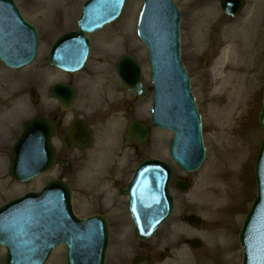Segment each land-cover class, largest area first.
Wrapping results in <instances>:
<instances>
[{
    "label": "rangeland",
    "instance_id": "374dc122",
    "mask_svg": "<svg viewBox=\"0 0 264 264\" xmlns=\"http://www.w3.org/2000/svg\"><path fill=\"white\" fill-rule=\"evenodd\" d=\"M15 1L26 20L37 26L41 38V51L36 63L28 69L11 71L0 65V206L27 192L39 191L47 181L62 174L63 179L69 180L75 185L74 208L76 214L82 218L93 215L102 207L100 204L98 209L96 208L99 198L91 199L84 197L83 194L100 192V188L96 186L100 187L99 181L104 175L103 166L114 159V155L109 149L103 147L100 141L102 133L105 134L100 125H96L99 137L94 145L89 150L76 155L73 160V170L82 171L76 178L77 182L72 179V170L60 168H56L54 172L43 175L29 184L16 183L9 176V164L14 157L12 146L20 136L24 123L40 113L36 102H32L30 99V90L39 88L45 92L56 79L63 77L48 66L47 58L55 39L66 31L76 29L82 6L86 0ZM174 1L182 12L181 58L189 75L192 93L201 115L207 156L203 167L193 174H186L175 166L176 180H187L191 183L192 188L188 194H180L172 185L176 199L175 215L158 230L156 238L148 242L149 252L155 257L152 264H169L180 254L182 249H185L184 251L187 252L193 264H242L243 254L238 242V234L257 194L255 163L262 140L259 113L262 107L264 81V0H246L243 13L235 20L225 16L218 0ZM51 2L53 5L50 4ZM142 3L143 0H128L122 17L116 23L91 36L94 45L92 56L87 68L75 77V85L83 93L80 107H84L88 112L84 115L89 120L92 116L91 111L101 108L97 100L92 97L95 94L100 96L101 90L96 91L100 84L105 85L106 96L110 97V94H115L114 97L123 96L119 93L121 91L120 81L114 70L115 63L121 56L132 54L140 61L144 70L145 84L150 86V65L147 52L136 34L137 20ZM251 4H253L255 14L251 16L250 21ZM246 24L255 26L256 32H258L255 93L245 118L239 122L236 130V135L239 137L237 149L246 151L243 158L246 161L238 176L240 189L238 198L235 199L236 204L225 212L222 221L213 226L210 223L214 221L215 215L212 216V219L206 215V210L211 201L207 197L199 195L200 184L198 179L211 161V157L213 159L215 157L219 164L228 161L226 155L222 153L220 148L214 146L212 140L211 94L214 90V67L222 50L226 47L225 37L233 32H240ZM105 45H111V47L105 48ZM237 55L238 50L235 58L231 60L242 64ZM206 58H208L207 65L203 68ZM98 71H103L101 76H96ZM88 75L92 76L86 81ZM38 78L44 79V82L40 83ZM82 81L85 86L82 85ZM91 82L93 83L90 84ZM113 83L118 88L110 93L106 87ZM104 100L102 99V101ZM48 101L47 98L44 101L47 105L44 114L48 113L50 107L53 106V103ZM92 102L93 104H91ZM93 105L96 107L94 108ZM151 105L152 100L147 99L136 107V116L139 121L145 122L151 128V140L147 147L136 153L135 150L126 149L124 146L123 153L119 156L122 165L130 162L134 167L141 158H156L172 163L169 155L172 134L151 126ZM122 112L121 116L126 117L125 110ZM121 126L122 124L118 123L117 129ZM230 168V165L226 163L223 174V179L226 182L233 180V173ZM213 170V167L210 168L211 173ZM92 189L94 192H90ZM191 215L202 221L200 228L191 227L186 222V218ZM109 216L112 223L111 244L106 263L132 264L133 256L136 255L138 249L133 223L125 211ZM215 228H218V231L227 232L231 239L229 243L230 252L227 254L225 250H220V248L224 249L225 244L214 241L210 236L211 229ZM193 240H200L203 247L193 249L190 246V242ZM64 253L65 249L59 248L49 264H65ZM3 256L4 253L0 250V260Z\"/></svg>",
    "mask_w": 264,
    "mask_h": 264
},
{
    "label": "water",
    "instance_id": "95a60500",
    "mask_svg": "<svg viewBox=\"0 0 264 264\" xmlns=\"http://www.w3.org/2000/svg\"><path fill=\"white\" fill-rule=\"evenodd\" d=\"M127 0H89L78 21V32L66 35L54 46L49 63L69 73L81 71L89 58L88 34L118 20ZM225 14L237 17L244 0H220ZM181 13L173 0H145L138 23V35L147 46L152 70L155 127L174 133L170 155L186 172L198 171L205 160L201 117L191 93L190 81L181 61ZM38 35L20 15L13 0H0V61L12 69L28 67L38 53ZM117 71L123 87L141 99L150 93L142 83V71L132 56L122 57ZM58 88L55 92H63ZM76 97L69 90L68 102ZM36 95L32 92V99ZM62 101V100H61ZM63 103V101H62ZM263 145L256 165L258 198L244 223L240 244L243 264H264V107L260 114ZM68 135V141L77 133ZM55 126L44 119H33L25 125L13 148L15 158L10 174L18 182L27 183L49 172L55 164L52 138ZM149 129L140 123L129 128L128 142L134 139L139 148L149 141ZM90 134L80 142L86 147ZM174 177L170 164L142 160L133 182L123 190L129 197V211L136 227L137 239L144 242L156 234L174 214L170 184ZM185 193L188 184L178 183ZM194 227L200 221L189 218ZM66 247V264H105L109 246L106 218L94 216L86 220L75 217L72 190L59 180L49 182L41 193H28L0 208V246L7 250L5 264H46L54 249ZM194 248L202 243L196 240ZM139 259L134 264H141ZM145 260L144 262H148Z\"/></svg>",
    "mask_w": 264,
    "mask_h": 264
},
{
    "label": "bare ground",
    "instance_id": "6f19581e",
    "mask_svg": "<svg viewBox=\"0 0 264 264\" xmlns=\"http://www.w3.org/2000/svg\"><path fill=\"white\" fill-rule=\"evenodd\" d=\"M50 4L53 5V2ZM253 4L250 6L249 20L255 14ZM257 34L255 26L246 24L240 32H233L226 36L224 40L226 47L222 50L214 67V90L211 94L212 140L214 146L220 148L226 155L228 160L226 163L231 167L233 180L231 182L224 181L223 174L226 163L219 164L215 157L214 159L211 157V161L198 179L199 195L205 196L211 201L206 215L211 219L215 215L214 221L210 223L213 226L223 220L225 212L236 204L235 199L238 198L240 189L238 176L246 161L243 159L246 151L237 149L239 137L236 135V130L239 122L245 118L255 93V80L257 79L255 67L258 60ZM237 50V57L242 64L231 60L235 58ZM106 88L110 89L109 91L112 93V87ZM212 167L214 170L211 173L210 168ZM210 232L214 241L225 244L224 249L220 248V250H225L226 254L230 252L231 239L228 233L218 231V228L211 229ZM184 250L182 249L180 254L169 264H193Z\"/></svg>",
    "mask_w": 264,
    "mask_h": 264
},
{
    "label": "flooded vegetation",
    "instance_id": "af4514ba",
    "mask_svg": "<svg viewBox=\"0 0 264 264\" xmlns=\"http://www.w3.org/2000/svg\"><path fill=\"white\" fill-rule=\"evenodd\" d=\"M103 71H98L96 76H101ZM63 77L60 79V83L66 85H75V77L77 75H70L66 73H60ZM92 75L86 76V81ZM40 83L44 82V79H38ZM83 86L85 83L81 82ZM91 82L90 84H92ZM97 87V86H96ZM39 89V88H38ZM78 90V100L76 105L70 111H65V108H62L60 102L55 99L50 90L49 96L46 94L48 91L43 92L39 89L38 101L37 105L40 108V114L47 110V105L44 103L46 98H50L49 101L53 103L52 108L48 113H46V117L54 122L57 126V134L54 140V145L58 151L57 160L62 163L68 164V170H72L73 180L77 182L78 174H80L81 170L74 171V159L76 155L81 154V152L86 149L75 148L69 150L66 148V135L68 131L72 128V126L77 122L81 121V123L87 126L92 131V144L95 143L96 139H98V131L96 129V125H100L103 127L105 132L102 133V137L100 141L102 142L103 147L110 150V152L114 155V159L111 162L105 164L104 167V175L102 178L104 187L100 194L102 195V208L106 209L107 214H120L121 211H126V204L124 202L125 197L122 195V189L124 186L128 185L130 179L132 177L134 168L130 162L126 163V165L121 164V160H119V156L123 153L124 145L126 144V134L128 130V126L135 121L137 118L134 114H128L130 109H133L135 105L140 103L138 97H135L131 93L126 92L127 99L122 100L118 98H112L110 100L98 101V105L100 104V109H94L91 111L92 116L89 120L84 113L87 111L84 107H80V103L82 102L81 95L83 96L82 90L77 87ZM94 91V90H92ZM104 93V91H102ZM85 100V99H84ZM83 100V101H84ZM118 100V101H117ZM48 101V102H49ZM79 109V110H78ZM127 112V116H121L123 114L122 110ZM84 111V112H83ZM88 113V112H87ZM86 113V114H87ZM44 115V114H43ZM42 116V115H41ZM120 120V122H119ZM118 123H121L122 126L118 128ZM81 125V124H80ZM76 139H72L70 144L75 143ZM130 149L135 150L136 153L138 151L135 143H132L129 147ZM127 149V148H126ZM58 168H61L59 165ZM63 170V168H61ZM62 176V174L60 175ZM83 196H90L83 194ZM105 197H109L108 202L110 204L106 206ZM107 202V203H108ZM150 248L147 244L138 245V249L136 251L135 256H150L151 252ZM0 264H3V260H0Z\"/></svg>",
    "mask_w": 264,
    "mask_h": 264
}]
</instances>
